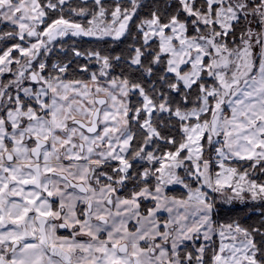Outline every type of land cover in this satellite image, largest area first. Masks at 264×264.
<instances>
[{
	"label": "snow or ice",
	"instance_id": "6c2138e0",
	"mask_svg": "<svg viewBox=\"0 0 264 264\" xmlns=\"http://www.w3.org/2000/svg\"><path fill=\"white\" fill-rule=\"evenodd\" d=\"M0 264H264V0H0Z\"/></svg>",
	"mask_w": 264,
	"mask_h": 264
}]
</instances>
